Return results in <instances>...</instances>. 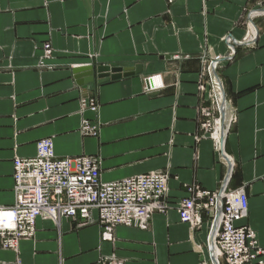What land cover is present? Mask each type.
<instances>
[{
    "label": "crops",
    "instance_id": "0c3cea01",
    "mask_svg": "<svg viewBox=\"0 0 264 264\" xmlns=\"http://www.w3.org/2000/svg\"><path fill=\"white\" fill-rule=\"evenodd\" d=\"M250 14L255 44L241 46ZM226 37L235 54L217 74L235 118L223 145L228 189H244L248 216L238 225L264 247V0H0V207L14 203V160L33 158L43 139L57 158L100 159L105 184L169 174V209L148 229L118 226L104 242L96 222L40 218L33 239L15 252L0 248V264H211L207 222L192 230L176 207L187 186L216 192L228 175L200 128L207 104L198 92L202 60L225 58ZM137 65L140 75L86 89L71 75ZM152 75L163 88L149 93ZM84 120L96 136L82 134Z\"/></svg>",
    "mask_w": 264,
    "mask_h": 264
},
{
    "label": "built area",
    "instance_id": "2783aa9c",
    "mask_svg": "<svg viewBox=\"0 0 264 264\" xmlns=\"http://www.w3.org/2000/svg\"><path fill=\"white\" fill-rule=\"evenodd\" d=\"M169 5L176 0H164ZM246 24V35L241 45L252 47V17ZM255 29V28H254ZM225 58L202 60L203 68L198 77V92L207 106L200 109V128L204 138L213 141L214 151L224 161L221 140V90L213 72L219 65L234 57L229 37ZM44 57L51 56L48 44L43 45ZM218 75V74H217ZM146 92L163 88L160 75L144 79ZM84 108L94 111L92 101L84 100ZM235 118L229 117L228 132ZM220 123V124H219ZM81 132L94 137L98 126L83 122ZM101 161L91 156L57 158L51 139L36 144L33 158H17L13 162L14 203L0 207V248L15 252L21 240L33 239L37 219L44 218L58 225L61 219H69L87 225L96 222L101 228V239L111 242L118 226L148 229L155 214H165L168 209L169 174L151 172L105 184L101 182ZM229 181V180H228ZM188 196L177 204L180 222L192 230L200 229L204 222L210 224L206 249L213 236V246L218 264H263L264 247L259 246L255 232L238 225L248 216V198L244 189L229 190L228 182L220 190L209 192L197 185L187 186ZM221 212L217 215L218 208ZM97 213L94 220L92 212ZM206 264V263H204Z\"/></svg>",
    "mask_w": 264,
    "mask_h": 264
},
{
    "label": "water",
    "instance_id": "95a60500",
    "mask_svg": "<svg viewBox=\"0 0 264 264\" xmlns=\"http://www.w3.org/2000/svg\"><path fill=\"white\" fill-rule=\"evenodd\" d=\"M238 45V44H237ZM241 45V44H239ZM242 46V45H241ZM229 61V60H226ZM142 74V66L137 65L133 68H110L107 66H85L81 68H75L71 70V75L73 80L75 81V84L81 88L86 89L90 85L96 81V84L102 85L105 83H108L109 81H116L121 78H128L132 77L134 75H140ZM214 77L217 79L220 90H221V123H222V129H221V140L224 142L227 131L225 130V123L228 122L229 119V113L231 110L230 104L226 100V96L224 94V90L220 81L219 76L214 71L213 72ZM225 162L228 164V175L225 179V183L228 182L230 179V173L232 170V164L229 161L227 157L224 156ZM221 212V208L219 207L217 210V215H219ZM208 228H210V224L207 225ZM209 256H210V263L211 264H218V261L215 256L214 246H213V236L210 239V245L208 248Z\"/></svg>",
    "mask_w": 264,
    "mask_h": 264
},
{
    "label": "bare ground",
    "instance_id": "6f19581e",
    "mask_svg": "<svg viewBox=\"0 0 264 264\" xmlns=\"http://www.w3.org/2000/svg\"><path fill=\"white\" fill-rule=\"evenodd\" d=\"M252 36H255V34H256V32H255V30H254V28H252ZM227 123V122H226ZM220 124V123H219Z\"/></svg>",
    "mask_w": 264,
    "mask_h": 264
},
{
    "label": "rangeland",
    "instance_id": "374dc122",
    "mask_svg": "<svg viewBox=\"0 0 264 264\" xmlns=\"http://www.w3.org/2000/svg\"><path fill=\"white\" fill-rule=\"evenodd\" d=\"M253 34V33H252Z\"/></svg>",
    "mask_w": 264,
    "mask_h": 264
}]
</instances>
